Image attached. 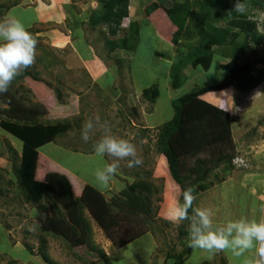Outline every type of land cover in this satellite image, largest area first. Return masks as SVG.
<instances>
[{
    "label": "rangeland",
    "instance_id": "374dc122",
    "mask_svg": "<svg viewBox=\"0 0 264 264\" xmlns=\"http://www.w3.org/2000/svg\"><path fill=\"white\" fill-rule=\"evenodd\" d=\"M151 1L131 0L130 18L124 20L123 27L127 29L130 21H137V47L134 51H118L112 55H108L104 46L106 29H92L87 24L91 11L100 7L98 0H69L64 6L57 4L58 0H20L19 4L0 15V19H18L38 40L36 60L29 71L32 75L33 70L37 71L39 81L27 76L17 82L15 88L22 85L26 90L29 89L24 93L29 95V102L42 107L48 105L51 113L49 115L52 116L45 114L41 117L43 121L56 117L61 121L68 120L72 126L67 133L59 135L54 141L40 148L41 155L47 161V164L40 166L41 171L56 167L53 161L49 162L51 158L64 170L80 176L83 183H89L107 195L113 193L112 189L126 188L131 182L130 173L151 171L150 178L160 187L163 184L160 193L162 201L156 203L159 207L169 208L173 203L179 202L180 187L171 178L167 163V172L165 168L161 169L160 162L164 157L155 152L157 125L171 118L172 99L196 85L215 83L227 73L218 68L220 57L215 59L209 71L201 67L193 69L189 65L185 69V73L189 75L188 81L178 89L173 88L170 78L171 64L184 45L169 43L167 38L157 32L154 24L149 22L143 7ZM6 2L8 0H0V3ZM254 16L263 29L264 11H254ZM76 18L83 21L85 30L82 37L79 29L74 33ZM124 33L122 30L120 36ZM188 33L184 44L197 41L198 36L193 29ZM78 48H87L95 56L84 60L78 53ZM156 51L163 52L164 56L161 58ZM154 84L159 86L160 96L153 105L155 109L150 111L151 103L146 101L142 93L145 88ZM58 87L62 92L60 99L56 91ZM75 93L76 98L73 96ZM208 95L210 101L220 104L231 113L237 155L244 165H234L230 177L226 179L232 178V181L224 180L216 184L210 192H200L196 197L197 205L205 208L207 202L212 203L210 209L216 219L223 218L220 217V211L232 212L225 216L228 219L244 217L258 220L259 216L264 218V212L260 211L264 207V83L245 93L230 87ZM132 108L137 109L135 115L131 113ZM96 118L100 123H107L110 134L133 143L137 157L142 161L139 166L132 168L127 166V159L119 161L118 177L115 176L110 181L107 189L98 186L94 175L98 168H103L112 160L108 156L98 157L94 153L93 146L103 135V131H95L87 142L81 139V128L85 121H95ZM4 135L7 132L0 128V264H47L36 254V250L40 237L46 235L41 226L49 212L42 213L22 195L12 175L13 158L8 145L10 143L20 151L22 142L9 134L11 139L16 140L12 142ZM62 167L60 168L63 169ZM125 171L129 173L125 175ZM120 175L124 177L119 178ZM9 180L13 182L9 184ZM75 183L79 188L76 179ZM231 203L234 204L232 207ZM166 213L167 211H162L159 216L156 214L149 227L141 224L138 216L136 227L147 229L148 233L131 242L126 248L117 250V253L109 251L111 263L175 262L169 253L176 254L184 250L189 242V235H183L180 229H188L189 223L188 220L178 224L170 222ZM86 216L92 226L93 240L104 249L103 245L108 237L87 211ZM45 237L49 241V254L61 264H109L87 246L72 248L67 241L52 234ZM26 245L32 247L34 252L30 253ZM208 254L194 249L186 255L182 264H201L203 259L208 264H244L245 259L253 257V253H246L244 257H234L231 252ZM205 263L206 261L203 262Z\"/></svg>",
    "mask_w": 264,
    "mask_h": 264
},
{
    "label": "trees",
    "instance_id": "16d2710c",
    "mask_svg": "<svg viewBox=\"0 0 264 264\" xmlns=\"http://www.w3.org/2000/svg\"><path fill=\"white\" fill-rule=\"evenodd\" d=\"M19 1L0 3V15ZM98 1L100 7L91 11L87 24L92 29H106L104 46L108 55L134 51L139 36L137 21H130L124 35L119 37L124 30L123 20L131 13V0ZM242 2L247 5L243 14L234 11L236 0H152L143 7L146 18L161 36L173 45H184L171 64L173 88L178 89L188 81L185 69L189 65L209 71L220 57L218 68L227 73L215 83L196 85L172 99L171 118L157 125L155 152L165 156L169 174L180 187L179 203H183L182 192L187 188L191 187L196 196L226 180L235 168L233 159L237 146L231 113L203 96L230 87L245 93L264 82V28H260L254 16V11H264V0ZM77 18L74 33L79 29L82 37L83 21ZM190 29L196 32L197 41L184 44ZM156 54L164 56L161 51ZM29 70L17 76L6 93L0 94V128L22 142L20 151L8 144L13 158V178L28 202L35 204L42 213L49 212L41 226L46 235L61 238L72 248L87 246L112 264L105 250L93 240L86 211L116 247H124L147 233V229L136 227L137 217L143 225L152 223L160 209L156 202L162 201L163 184L160 187L150 178L151 171H136L130 173L131 182L126 188L107 198L103 191L89 183L84 184L78 195L74 177L57 165L42 172L40 166L47 161L40 148L67 133L72 126L68 120L56 117L43 121L41 117L51 114L48 105L42 107L29 102V95H24L29 89L22 85L15 88V84L27 76L39 81L38 72L33 70L32 75ZM56 91L60 99L61 89L58 87ZM143 96L154 105L160 96L159 86L145 88ZM153 105L150 110H154ZM131 113L135 115L137 109L132 108ZM125 172V175L129 173ZM192 214L190 209L189 215ZM180 232L189 235L188 229H180ZM46 235L40 237L36 254L47 264H61L49 254ZM26 246L30 253L34 252L32 247ZM192 250L188 242L182 252L169 253L170 258L176 260L172 264H182Z\"/></svg>",
    "mask_w": 264,
    "mask_h": 264
},
{
    "label": "clouds",
    "instance_id": "9594fccd",
    "mask_svg": "<svg viewBox=\"0 0 264 264\" xmlns=\"http://www.w3.org/2000/svg\"><path fill=\"white\" fill-rule=\"evenodd\" d=\"M234 11L243 14L246 11L245 3L236 0ZM37 44L38 40L21 21L11 17L0 19V94L6 93L12 81L34 65ZM97 130H102L103 135L95 142L94 153L112 160L103 168H98L94 175L98 186L107 189L110 181L118 175L119 161L127 159L129 168L139 166L142 161L137 157L133 143L110 134L107 123H100L98 118L85 121L81 128V139L87 142ZM238 157H234L233 164L244 165ZM182 197L183 203L176 202L169 206L166 218L177 224L189 221L190 247L208 253L231 252L234 257L253 253V257L245 259L244 264H264V218L249 220L241 217L215 225L211 209L193 208L196 197L191 187L182 192ZM190 209L193 212L191 216ZM261 211L264 212V207Z\"/></svg>",
    "mask_w": 264,
    "mask_h": 264
},
{
    "label": "crops",
    "instance_id": "0c3cea01",
    "mask_svg": "<svg viewBox=\"0 0 264 264\" xmlns=\"http://www.w3.org/2000/svg\"><path fill=\"white\" fill-rule=\"evenodd\" d=\"M55 2H57V0H54ZM69 3V0H58V3L57 4H59L60 6H64V5H67ZM58 8V7H57ZM60 10V9H59ZM131 14V13H130ZM127 18H130V16L129 17H127ZM127 18H125L124 20H126ZM123 20V21H124ZM122 28L124 29L123 30V32H126V28L125 27H123L122 26ZM122 32V31H121ZM121 32H120V34H121ZM158 32V31H157ZM120 34H119V37H121L120 36ZM158 35V34H157ZM123 36V35H122ZM159 36V35H158ZM78 53L81 55V57L83 56V59L84 60H88V59H90V58H92V56H95L93 53H92V51H90L89 49H87V48H82L81 50L78 48ZM162 58V57H161ZM130 81H131V79H130ZM133 81V80H132ZM137 90V92H138V89H136ZM75 95H77V93H75V94H73V96H75ZM208 94H206V95H204L203 97H204V99H206V100H208V101H210L209 99H208ZM75 98H76V96H75ZM78 99V98H77ZM146 101H148L147 99H146ZM212 102V101H211ZM213 103H215V104H217L216 102H213ZM151 105H153L152 103H151ZM155 109V108H154ZM150 111H152V110H150ZM2 129V128H1ZM9 132H7V135H4V136H6L7 138H9V139H11L10 137H9V134H8ZM11 135V134H10ZM16 139V138H15ZM11 141L12 142H15L16 140H13V139H11ZM43 155V154H42ZM44 156V155H43ZM45 157V156H44ZM164 157V160L162 161V162H160V166H162L161 167V169H163V168H165V170H166V163H167V161H166V159H165V156H163ZM49 158V157H48ZM51 161H53L57 166H60V167H62L60 164H58L56 161H54V160H52L51 158H49ZM63 168V167H62ZM64 169V168H63ZM66 171H68V170H66ZM73 177H74V180L76 179V182L78 183V186L80 185V187L78 188V195L81 193V191H82V188H83V186H84V184H86V183H83L82 181H81V179L76 175V174H74V173H71L70 171H68ZM166 172H167V170H166ZM168 172H169V170H168ZM116 177H118V175H116ZM230 177V176H229ZM119 178H122V176L120 175L119 176ZM232 181V178L231 179H228V180H226L225 182H230V181ZM154 181V180H153ZM233 181H235L236 182V179H233ZM156 184H158L156 181H154ZM112 184L113 183H111V186H112ZM115 185V184H114ZM110 187V186H109ZM113 187V186H112ZM100 190V189H99ZM122 189H112L111 191L113 192V193H110V194H106V196H107V198H111L112 197V195L114 194H117L118 192H120ZM102 191V190H101ZM207 191H211V189H209V190H207ZM161 195V194H160ZM197 196H199V195H196L195 197H197ZM197 198L195 199V201H194V208L196 207H198V205H197ZM207 204H209V205H207ZM212 205V203H210V202H207L206 203V207L205 208H208V209H210V206ZM213 205H216V204H213ZM231 205V207H232V205H234V204H230ZM253 205H254V203H253ZM253 205H252V207H253ZM257 205V204H256ZM260 205H262V203L260 202ZM167 209L168 208H165V207H160V209H159V213L157 214L158 216L161 214V212L162 211H167ZM248 210H250L249 208H248ZM250 211H253V209L252 210H250ZM260 211H261V209H260ZM229 213H232V212H225V211H220V217H223V218H220V219H216V218H214V215H213V220H214V224L215 225H223V224H225L226 222H228V221H230V220H236L237 218H235V219H233V217L232 218H227V217H225L226 215H228ZM261 215H262V213H261ZM249 216H251V215H249ZM157 218V217H156ZM239 219V218H238ZM261 219V217L259 216V219L258 220H260ZM146 227H149L148 226V224L147 225H145ZM102 230V229H101ZM104 231V230H103ZM147 233H148V231H147ZM146 233V234H147ZM105 245H103L104 246V249L106 250V254H107V256H111L110 255V253H109V251H112V252H114V253H117V250H120V249H124V248H126L128 245H126V246H124V247H121V248H117L114 244H113V242L109 239V238H106L105 239V243H104ZM114 247L116 248V249H114ZM193 250H194V248H193ZM204 252V251H203ZM122 254V253H121ZM212 253H209L208 255H211ZM111 258V257H110ZM112 260V259H111ZM113 261V260H112ZM207 262V260H204L203 259V261L201 262V264H203V262ZM26 262H28V259H26ZM113 263V262H112Z\"/></svg>",
    "mask_w": 264,
    "mask_h": 264
}]
</instances>
